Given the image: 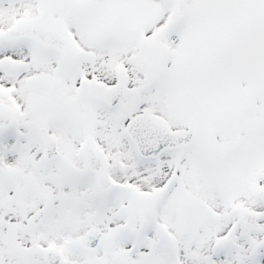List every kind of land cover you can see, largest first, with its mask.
Here are the masks:
<instances>
[{
    "label": "snow or ice",
    "instance_id": "1",
    "mask_svg": "<svg viewBox=\"0 0 264 264\" xmlns=\"http://www.w3.org/2000/svg\"><path fill=\"white\" fill-rule=\"evenodd\" d=\"M0 264H264V0H0Z\"/></svg>",
    "mask_w": 264,
    "mask_h": 264
}]
</instances>
